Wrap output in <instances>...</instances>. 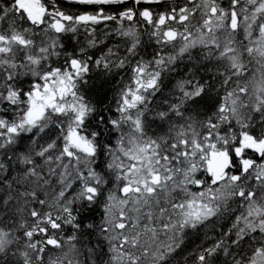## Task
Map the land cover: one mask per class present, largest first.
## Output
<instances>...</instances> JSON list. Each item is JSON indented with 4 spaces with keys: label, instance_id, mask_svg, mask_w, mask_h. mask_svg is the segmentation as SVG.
<instances>
[{
    "label": "snow or ice",
    "instance_id": "1",
    "mask_svg": "<svg viewBox=\"0 0 264 264\" xmlns=\"http://www.w3.org/2000/svg\"><path fill=\"white\" fill-rule=\"evenodd\" d=\"M0 264H264V0H0Z\"/></svg>",
    "mask_w": 264,
    "mask_h": 264
},
{
    "label": "trees",
    "instance_id": "2",
    "mask_svg": "<svg viewBox=\"0 0 264 264\" xmlns=\"http://www.w3.org/2000/svg\"><path fill=\"white\" fill-rule=\"evenodd\" d=\"M93 242H94V243H98V242L95 241V240H94ZM86 258H87L86 256H83V255L81 256V259H86ZM104 259H107V257H104Z\"/></svg>",
    "mask_w": 264,
    "mask_h": 264
}]
</instances>
